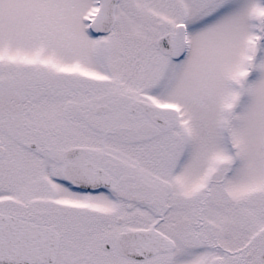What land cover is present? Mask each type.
I'll return each instance as SVG.
<instances>
[{"label":"snow or ice","instance_id":"obj_1","mask_svg":"<svg viewBox=\"0 0 264 264\" xmlns=\"http://www.w3.org/2000/svg\"><path fill=\"white\" fill-rule=\"evenodd\" d=\"M0 264H264V0H0Z\"/></svg>","mask_w":264,"mask_h":264}]
</instances>
